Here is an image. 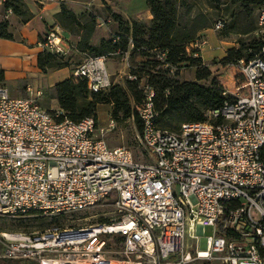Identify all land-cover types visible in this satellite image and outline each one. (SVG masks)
Masks as SVG:
<instances>
[{"label":"built area","instance_id":"2783aa9c","mask_svg":"<svg viewBox=\"0 0 264 264\" xmlns=\"http://www.w3.org/2000/svg\"><path fill=\"white\" fill-rule=\"evenodd\" d=\"M222 26L218 20L214 30ZM257 26L258 52L230 66L241 82L223 91L226 99L207 120L158 128L147 86L138 109L147 162L109 147L93 116L72 121L60 108H43L40 92L11 97L0 84V217L102 204L117 215L99 224L0 232V261L102 264L116 252L118 264H264V6ZM206 44L200 35L189 47ZM39 46L58 55L70 48L54 29ZM158 56L164 62L165 52ZM73 76L92 92L112 84L104 55L84 58ZM206 226L212 234L204 237Z\"/></svg>","mask_w":264,"mask_h":264},{"label":"trees","instance_id":"16d2710c","mask_svg":"<svg viewBox=\"0 0 264 264\" xmlns=\"http://www.w3.org/2000/svg\"><path fill=\"white\" fill-rule=\"evenodd\" d=\"M202 2L205 11L195 12L189 0H146L152 15L149 23L134 19L125 20L119 14L110 13V17L117 24L116 33L109 39H101L96 45L90 43V37L95 28L94 18H89L85 25L72 10L61 4L59 12L55 14V20L61 28L69 32L72 26L85 29L84 34L79 36L77 46L75 45L79 52L106 57L129 51L147 56L151 54L158 56L160 52H165V60L162 62L164 65L173 66L182 61H190L197 68L196 78L203 79L209 72L206 67L198 66L201 63L200 57H192V55H197L199 49L191 48L189 45L202 35L200 32L220 20L213 21V15L218 16L221 10L229 13L231 22L222 23L223 26L217 30L219 37L225 38L230 34L246 33L239 26L241 17L252 15L256 7L259 8L261 4H264V0H202ZM3 4L5 8L11 9L14 14L18 15L21 21H27L31 17L24 0H5ZM0 37L12 39V35L5 26L0 28ZM260 45V38L253 36L247 45L242 43L239 48L228 49L222 62L232 65L241 59L248 60L258 52ZM244 48L249 49L250 52L244 54L242 52ZM61 56L41 51L37 55V67L43 73L49 68L65 67L67 64L61 60ZM169 69L147 74L146 85L155 91L152 103H154L155 123L158 128L168 130L166 128L170 127L173 121L181 122L178 129L183 123L205 121L208 119L207 111L222 106L226 96L214 82L209 84L196 81L180 83L166 76L165 73ZM132 76L134 80L127 81L125 86L111 84L105 91L92 92L88 89L85 79L72 75L53 85L52 98L57 101L65 117L72 121L88 116L95 118V111L100 103L113 105L112 116L114 118L118 112L129 116L131 106L127 87L137 88L140 83V77L137 78L136 74ZM3 79L4 74L0 70V84ZM136 118L137 122H140L138 111ZM141 127L140 122L138 124L140 131ZM121 240L122 236H114L115 242Z\"/></svg>","mask_w":264,"mask_h":264},{"label":"rangeland","instance_id":"374dc122","mask_svg":"<svg viewBox=\"0 0 264 264\" xmlns=\"http://www.w3.org/2000/svg\"><path fill=\"white\" fill-rule=\"evenodd\" d=\"M189 2L193 4L195 12L198 10L205 11V6L202 0H189ZM261 5L264 6V4ZM221 8H223V6ZM257 8L258 7L254 9L252 15H244L241 17L239 26L246 32L244 34H230L228 37L222 38L218 36V31L214 30L215 24L210 25V27L207 28L208 30L205 29L207 32L202 33V35L205 36L207 44L198 51L197 55H192V57H200L201 63L198 66L200 68L206 67L209 72L203 79L196 78L197 68L194 67L190 61H182L173 66L164 65L159 56L153 54L149 56L140 55L130 51L123 54L117 53L107 56L106 65L111 76L112 84H121L122 86H125L127 81L134 80L130 77L133 74H136L137 78L140 77V83L138 84V87L136 86L137 88L131 86L127 87L129 103L131 106V114L129 116H125L124 113L118 112L114 118L112 116L113 105L111 103L98 104L95 111V132L98 136L101 137L109 147L119 146L129 150L137 161H149L150 157L148 150H146L141 142V131L138 129V124L140 122H137L138 120L136 118V112L146 100L147 74H155L158 70L163 71L170 68L169 71L165 73L166 76L180 83L185 81H196L201 84L214 82L223 91H233L234 86L241 82V78L237 75V71L230 67L231 64L223 63L222 59L226 56L228 49L239 48L242 43L247 45L253 36L260 38L257 26ZM107 9L108 8L105 6H92L90 18H94L95 26H97L98 30H102V28H105L106 26L105 30H107V34L111 36L113 33L111 22L113 20ZM210 12H213V10H210ZM229 16V13L221 10L218 13V16L213 15V21L220 19L222 20V23L229 24L231 22ZM97 18L106 21L105 25L98 26L96 23ZM107 19H109V22H107ZM82 23H85L86 25V22L83 20ZM84 32L85 29L81 27H71V33L73 35L80 36L84 34ZM69 40L70 41H67V43L70 45V48L61 56V60L67 65L61 68H49L45 73H52L61 69V72L67 75V77H70L83 59L91 56V54L82 53L76 49L77 45L74 44L75 39ZM242 52L248 54L250 50L244 48ZM51 77L52 74L45 75V77L40 80L42 85L47 86ZM30 80H32L31 83L35 84L38 81L36 76H32ZM52 88L43 89L42 97L39 100V104L47 110L54 109L55 107V103L52 100ZM154 93L155 91H153V94ZM152 108L154 110V103H152ZM111 120L113 121L112 123L110 122ZM180 123L181 122L173 121L171 126L166 129L176 131ZM116 216V212L109 204L97 205L89 209L55 216L28 211L13 216L0 217V232H32L48 227L65 226L70 224H99L102 222H109L110 218ZM211 234V227H204L203 236L205 237ZM108 244L112 251L116 250V246L112 240H109ZM190 252L191 254L193 253L192 249ZM108 255L110 256V259H117L116 252H111ZM0 264L18 263L0 261Z\"/></svg>","mask_w":264,"mask_h":264},{"label":"crops","instance_id":"0c3cea01","mask_svg":"<svg viewBox=\"0 0 264 264\" xmlns=\"http://www.w3.org/2000/svg\"><path fill=\"white\" fill-rule=\"evenodd\" d=\"M31 17L27 21L21 18L4 4L0 6V28L6 27L12 35V39L0 37V70L3 71L4 79L1 85L4 86L11 97H24L29 94V90L41 99L43 89L52 88L53 85L65 78L62 70L59 69L52 73H42L37 67V55L42 51L39 43L43 40L47 32L51 29L60 32L66 41L75 39L74 44L79 40L78 35L64 30L55 20V14L59 12L60 5L64 4L72 10L80 21L87 22L90 18L92 6L108 8L110 13L121 15L125 20L134 19L139 22L149 23L152 15L146 4V0H24ZM112 35L107 34V30H98L95 26L90 43L96 45L101 39H109L116 33L117 24L112 22ZM208 30V29H207ZM207 30L200 32L206 33ZM78 39V40H77ZM52 74L47 86L42 85L41 79L45 75ZM32 76H36L37 83H31ZM33 84V85H32ZM55 108H59L57 101L52 98Z\"/></svg>","mask_w":264,"mask_h":264},{"label":"bare ground","instance_id":"6f19581e","mask_svg":"<svg viewBox=\"0 0 264 264\" xmlns=\"http://www.w3.org/2000/svg\"><path fill=\"white\" fill-rule=\"evenodd\" d=\"M102 264H118L116 260L109 259L108 261L102 263Z\"/></svg>","mask_w":264,"mask_h":264}]
</instances>
